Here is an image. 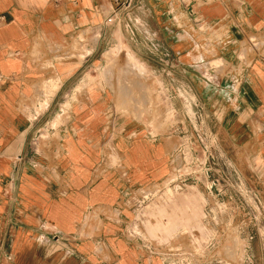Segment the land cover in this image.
<instances>
[{
	"label": "crops",
	"instance_id": "obj_1",
	"mask_svg": "<svg viewBox=\"0 0 264 264\" xmlns=\"http://www.w3.org/2000/svg\"><path fill=\"white\" fill-rule=\"evenodd\" d=\"M124 2L0 0V264H166L131 234V204L167 178L170 127L124 130L106 111L91 120V106L63 108L89 101L91 82L101 100L107 93L86 69L101 65L91 59L108 50L110 18L121 52L163 85L162 99L193 94L227 117L218 131L264 154V56L249 50L264 39V0ZM80 38V58L60 65V48Z\"/></svg>",
	"mask_w": 264,
	"mask_h": 264
},
{
	"label": "rangeland",
	"instance_id": "obj_2",
	"mask_svg": "<svg viewBox=\"0 0 264 264\" xmlns=\"http://www.w3.org/2000/svg\"><path fill=\"white\" fill-rule=\"evenodd\" d=\"M107 22L108 50L102 56L92 55L91 60H102L101 65L96 62L86 69L102 77L107 93L101 100V85L91 82L86 85L89 101L74 97L63 108L78 111L91 106V120L106 111L105 123L120 124L124 130L139 124L164 134L170 127L174 142L169 174L141 192L134 234L167 264H264V154L255 143L245 145L242 136L236 139L233 134L229 139L223 129L218 131L227 117L203 108V101L193 94L162 99L158 92L163 85L154 82L131 52H121L123 45L111 18ZM130 29L121 30L123 37L137 42ZM140 37L146 41L143 33ZM82 45L80 38L61 47L60 65L80 58ZM251 45L250 53L264 56V39L253 38ZM129 57L141 73L129 64ZM173 214L177 219L172 223ZM169 222L171 228L150 231L156 223Z\"/></svg>",
	"mask_w": 264,
	"mask_h": 264
},
{
	"label": "built area",
	"instance_id": "obj_3",
	"mask_svg": "<svg viewBox=\"0 0 264 264\" xmlns=\"http://www.w3.org/2000/svg\"><path fill=\"white\" fill-rule=\"evenodd\" d=\"M131 3H132V0H125V2L121 5V7L127 9V8L130 7ZM108 21H109V19H108ZM145 190H146V189H145ZM142 191H144V190H142ZM142 191H140L139 196H138L136 199L132 200L133 202H132V204H131L132 209H133L134 212H135L134 224H135V222H136V219H137V213H138V211H139V210H138V203H139V198H140V194H141ZM131 234L133 235L134 232H132ZM134 235H135V234H134ZM135 236H138V235H135ZM151 250H152V249H151ZM152 251H153V250H152ZM166 264H167V262H166Z\"/></svg>",
	"mask_w": 264,
	"mask_h": 264
},
{
	"label": "bare ground",
	"instance_id": "obj_4",
	"mask_svg": "<svg viewBox=\"0 0 264 264\" xmlns=\"http://www.w3.org/2000/svg\"><path fill=\"white\" fill-rule=\"evenodd\" d=\"M128 59H129L128 61H129L130 63H129V62H127V63H129V64L135 69V71H137L138 73H141L142 71L138 69V66L136 65V63H135L130 57H129ZM131 66H130V67H131ZM117 79H118V78H117ZM117 82H118V80H117ZM124 86H125V85H124ZM118 87H119V86H118ZM126 89H127V88H126Z\"/></svg>",
	"mask_w": 264,
	"mask_h": 264
}]
</instances>
